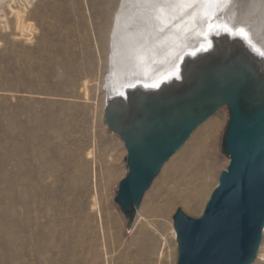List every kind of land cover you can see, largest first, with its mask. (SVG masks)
<instances>
[{
    "label": "rangeland",
    "instance_id": "obj_1",
    "mask_svg": "<svg viewBox=\"0 0 264 264\" xmlns=\"http://www.w3.org/2000/svg\"><path fill=\"white\" fill-rule=\"evenodd\" d=\"M120 1L35 0L26 29L23 2L15 15L0 8V264H177L176 211L200 218L227 170L224 107L167 162L128 228L114 202L127 152L104 123ZM195 149L199 163L178 174Z\"/></svg>",
    "mask_w": 264,
    "mask_h": 264
},
{
    "label": "water",
    "instance_id": "obj_2",
    "mask_svg": "<svg viewBox=\"0 0 264 264\" xmlns=\"http://www.w3.org/2000/svg\"><path fill=\"white\" fill-rule=\"evenodd\" d=\"M175 92L137 95L108 106L104 123L124 143L128 173L114 202L133 227L144 195L192 134L222 108L230 120L221 143L227 170L200 218L173 217L177 264H254L264 239V75L247 50L205 64Z\"/></svg>",
    "mask_w": 264,
    "mask_h": 264
},
{
    "label": "bare ground",
    "instance_id": "obj_3",
    "mask_svg": "<svg viewBox=\"0 0 264 264\" xmlns=\"http://www.w3.org/2000/svg\"><path fill=\"white\" fill-rule=\"evenodd\" d=\"M34 1L19 0L24 5L20 28L26 29L24 11ZM195 1H120L111 31L110 70L104 85L109 95L107 107L126 106L137 95H160L164 86H172L174 92L182 89L196 78L200 67L214 64L223 55L237 56L241 49L247 50L264 75V0H202L193 6ZM18 3L0 0V8L7 5L15 15ZM3 21L9 20L0 11ZM195 150L189 162L178 168V174L199 163L200 153ZM88 156L92 158L93 152ZM93 210L102 219L97 192ZM139 221L140 216L136 223Z\"/></svg>",
    "mask_w": 264,
    "mask_h": 264
}]
</instances>
